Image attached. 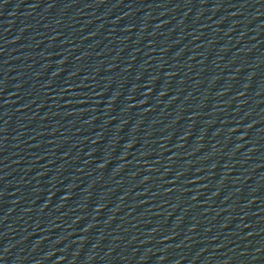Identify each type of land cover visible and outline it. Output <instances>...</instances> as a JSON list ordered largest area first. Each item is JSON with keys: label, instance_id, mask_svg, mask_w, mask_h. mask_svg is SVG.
<instances>
[{"label": "water", "instance_id": "1", "mask_svg": "<svg viewBox=\"0 0 264 264\" xmlns=\"http://www.w3.org/2000/svg\"><path fill=\"white\" fill-rule=\"evenodd\" d=\"M0 264H264V0H0Z\"/></svg>", "mask_w": 264, "mask_h": 264}]
</instances>
